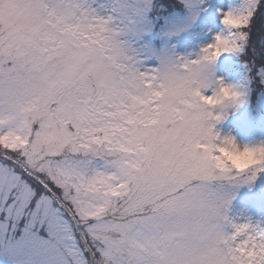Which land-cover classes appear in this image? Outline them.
<instances>
[{
  "label": "snow or ice",
  "instance_id": "obj_1",
  "mask_svg": "<svg viewBox=\"0 0 264 264\" xmlns=\"http://www.w3.org/2000/svg\"><path fill=\"white\" fill-rule=\"evenodd\" d=\"M178 5L184 27L207 7L0 0V264H264V226L227 215L264 144L210 123L240 93L162 72L244 51L264 0L217 8L223 30L173 57L156 42L183 30L166 27Z\"/></svg>",
  "mask_w": 264,
  "mask_h": 264
},
{
  "label": "rangeland",
  "instance_id": "obj_2",
  "mask_svg": "<svg viewBox=\"0 0 264 264\" xmlns=\"http://www.w3.org/2000/svg\"><path fill=\"white\" fill-rule=\"evenodd\" d=\"M205 3L207 7L199 13L189 27H184L187 23L185 19L187 13L178 5L177 9L170 14L166 27L183 30L174 32L170 37H158L157 48L170 53L173 57L195 55L210 42L214 33L223 30L219 19L220 14L216 9H227L236 5L238 0H205ZM256 23L258 25L254 23L253 26H260L259 18H256ZM260 32L258 40L259 44L263 45L264 31ZM252 41L247 45L250 49ZM259 50L258 47L253 52L251 49V57H247L246 62L239 63L237 66L232 61L239 53H222L209 65L214 83L212 87L204 90V94H212L216 82L222 80L224 83L231 84L234 90L240 93L235 104H228L223 108L214 106L213 113L220 114L221 118L211 120L210 123L219 137L230 135L240 145L247 147L264 144V83H261V76L257 75V70L264 67L261 63L264 60V47L262 51ZM257 64L259 66L254 71L253 67ZM256 82H259L261 87ZM256 86L257 90H260L253 95V89ZM254 96L255 105L249 107L251 98ZM231 190L234 196L229 204L227 215L234 222L248 218L253 224L259 222L261 226H264V170L257 173L250 185H241Z\"/></svg>",
  "mask_w": 264,
  "mask_h": 264
},
{
  "label": "clouds",
  "instance_id": "obj_3",
  "mask_svg": "<svg viewBox=\"0 0 264 264\" xmlns=\"http://www.w3.org/2000/svg\"><path fill=\"white\" fill-rule=\"evenodd\" d=\"M163 74L168 78H174L176 80H196L198 84L205 86L207 90V84L213 81V74L209 71V65H197L189 69V71L184 72L181 69L175 67V66H163L162 68ZM223 86L225 88H229L234 90L233 86L228 83H224L222 80L216 82V87L214 89H220V87ZM228 104H235L231 99H225L224 102L218 103L216 106L223 108L226 107ZM221 142H223L225 139H231L233 143L240 148L243 149L244 146L240 145L238 142L234 140L233 137L230 135H225L223 137H220Z\"/></svg>",
  "mask_w": 264,
  "mask_h": 264
},
{
  "label": "trees",
  "instance_id": "obj_4",
  "mask_svg": "<svg viewBox=\"0 0 264 264\" xmlns=\"http://www.w3.org/2000/svg\"><path fill=\"white\" fill-rule=\"evenodd\" d=\"M256 18H259V19H260V26H257L258 24L256 23ZM256 18L253 20L252 25H251V29H250V32H251V34H250V39H251V41L254 39V41H252V43H251V45H250V46H251V49H252V52L254 51V49H257V47H258V49H260V50L262 51V48L264 47V44H263V45H260V44H259V40H258L259 34L261 33L260 31H264V17L258 15V16H256ZM254 23L257 24V25H256V26H253ZM252 26H253V27H252ZM253 32H254V33H253ZM250 39H249V43L251 42ZM251 49H250V47L248 46V47H246V49H245L244 51L239 52V54L236 56V58H234V61H232L233 64L237 66L239 63L246 62V60H247L246 58H247V57H251V56H250V55L252 54V53H251ZM260 50H259V51H260ZM262 53H263V52H262ZM263 59H264V58H263ZM261 63H262V65L264 66V60H262ZM257 66H259V64H257L256 67L254 66L255 69H254V67H253V70H254V71H256ZM263 68H264V67H263ZM256 84L259 85V82H256ZM259 86H260V85H259ZM260 87H261V86H260ZM259 90H260V89L257 90V86H256V88L253 89V91H254V92H253V95L256 94V92H258ZM254 100H255V96L251 98V103L249 104V107L255 105V104H254Z\"/></svg>",
  "mask_w": 264,
  "mask_h": 264
}]
</instances>
